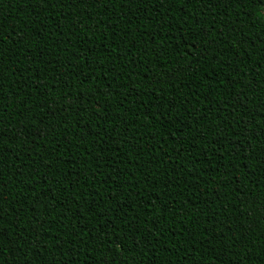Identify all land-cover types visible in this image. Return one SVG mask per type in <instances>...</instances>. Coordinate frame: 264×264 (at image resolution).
Wrapping results in <instances>:
<instances>
[{
  "label": "trees",
  "instance_id": "1",
  "mask_svg": "<svg viewBox=\"0 0 264 264\" xmlns=\"http://www.w3.org/2000/svg\"><path fill=\"white\" fill-rule=\"evenodd\" d=\"M0 39L2 264H264V0H3Z\"/></svg>",
  "mask_w": 264,
  "mask_h": 264
},
{
  "label": "snow or ice",
  "instance_id": "2",
  "mask_svg": "<svg viewBox=\"0 0 264 264\" xmlns=\"http://www.w3.org/2000/svg\"><path fill=\"white\" fill-rule=\"evenodd\" d=\"M42 2L46 3V0H42ZM2 3H3V0H0V4H2ZM180 6L183 7V4H181ZM145 7H146V5H145ZM2 43H3V40L0 39V44H2ZM195 45H196V40L193 39L192 40V47H195ZM164 63L167 64V61L165 60ZM174 67H176V71L178 73L184 71L183 65H180V66L174 65ZM166 73H167V70H166ZM0 103H3V101L0 100ZM104 115L105 116L107 115L106 111L104 112ZM157 119H159V117H157ZM2 131H3V128L0 127V132H2ZM88 151L91 152L92 150L88 149ZM73 179H75V177H73ZM113 195H115V193H113ZM250 207H252V210L256 214V216L259 219L261 225L264 226V199H261L258 204L250 205ZM0 231H2V229H0ZM117 236H119V233H117ZM111 243L115 244L116 241L115 240H111ZM129 249H131V245H129ZM262 260H264V257H262ZM0 264H2V262H0ZM102 264H115V261L114 260L109 261V260L105 259L104 261H102Z\"/></svg>",
  "mask_w": 264,
  "mask_h": 264
}]
</instances>
